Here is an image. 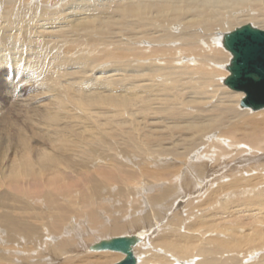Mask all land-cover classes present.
<instances>
[{
	"label": "bare ground",
	"instance_id": "bare-ground-1",
	"mask_svg": "<svg viewBox=\"0 0 264 264\" xmlns=\"http://www.w3.org/2000/svg\"><path fill=\"white\" fill-rule=\"evenodd\" d=\"M248 23L264 29V0H0V79L9 68L7 99L18 108L15 117L13 109L1 113L6 108L0 104V134L12 130L0 135V264H119L126 254L90 247L126 235L139 239L132 247L134 264H229L231 258L250 264V257L251 264H264V254L244 252L264 244V110H242L264 107L242 106L243 91L206 92L214 65L228 63L226 51L232 58L224 35ZM145 42L160 49L145 51ZM101 61L112 65L96 67ZM137 62L164 64L157 76L171 81L148 80L166 90L176 81V92L157 94L149 83L147 95L142 88L134 91L139 84L127 79L133 73L123 66L134 71ZM126 91L142 94L146 104L134 107ZM61 92H74L69 102L78 115ZM176 96L182 98L179 107ZM95 103L108 109L98 113L95 133L79 138L89 128L77 132L73 123L94 114L88 110ZM122 109L146 114H136L133 122L117 113ZM193 111L200 113L192 118ZM8 113L15 122L5 119ZM158 113L171 140L150 128ZM4 121L7 127L1 128ZM136 154L149 161L155 155L152 163L164 171L125 169L127 157ZM102 159L108 166L90 168ZM175 173L176 190L155 186ZM139 176L152 179L151 185L141 184ZM114 181L126 190L113 193L108 184ZM208 191L218 193L209 202L207 219L214 222L206 228L207 221L189 223L186 228L196 233L173 231L151 241L155 252L141 249L158 232L152 220L180 212L155 202H190L202 209V201L194 200ZM104 196L118 205L100 203ZM144 251L151 257L145 259Z\"/></svg>",
	"mask_w": 264,
	"mask_h": 264
},
{
	"label": "rangeland",
	"instance_id": "rangeland-1",
	"mask_svg": "<svg viewBox=\"0 0 264 264\" xmlns=\"http://www.w3.org/2000/svg\"><path fill=\"white\" fill-rule=\"evenodd\" d=\"M240 26V25H239ZM234 30V29H233ZM175 46H179V44L176 42V43H173ZM149 47L147 50H145V51H148V52H150L151 51V49L154 47V49H160L159 47H160V45H155V44H153L152 43V45H148L147 44V42H145L144 44H143V47L145 48V47ZM156 46V47H155ZM164 47V46H163ZM222 46H221V44H220V48H221ZM109 49H111V48H109ZM224 51V50H223ZM226 51V50H225ZM96 53H100V52H98L97 50L96 51H94V55L96 54ZM226 54L228 55V57H229V61H228V63L226 62V63H222V64H216V65H214V70L216 71L213 75H214V77L212 78L213 80V82H209V84H208V90L206 91V92H208V95L210 96V94L212 95V94H214L215 92V94L214 95H216L217 96V94H219V92H223V91H225V92H235L236 93V91H234V90H232V89H230L229 87H227V86H225L224 85V82H223V79L224 78H226L228 75H229V72H228V70L225 68V66L224 65H227V64H229V62H230V58H231V55L229 54V52H227L226 51ZM99 64L97 65H95L96 67H100V68H102V66H106V68L111 64V63H102V61L101 62H98ZM144 63V62H143ZM147 64V65H146ZM112 65V64H111ZM133 65L135 66L134 67V71H132L131 70V68L130 67H128V66H123V68H125V69H127V72H129V70H130V72L129 73H133V75H130V76H128L127 77V79H131L130 81H132V82H134V83H138L139 84V87L137 88V89H135L134 91H139V89H141L142 88V90H140L139 92L140 93H142L143 95H147L148 93H150V91L151 90H153V91H151V92H154V93H157V94H163V95H168V94H170L169 92H176V81H172V82H170L168 85H169V88H167L168 90H166V89H163L162 87H160V86H158L157 85V87L156 86H154L153 85V82L152 81H150V80H148V79H152V77H153V81H155L157 78V82H159V81H169V80H165L164 79V77L163 76H165V75H161V76H157V75H159L160 73H161V71L160 72H158L157 71V68L159 69V67H160V69L161 68H163V67H165V65L164 64H159V65H156V66H159V67H154L155 65H151V64H149L148 65V62H145V65L144 64H139V62H137V63H133ZM9 66V65H8ZM11 66V65H10ZM150 67V68H149ZM8 68V67H7ZM139 68H142L143 69V71L140 73V71L138 70ZM147 68H149L150 70H146ZM174 68H176V66L174 67ZM11 69V68H10ZM74 69H76V70H78L77 68H74ZM81 68H79V72L81 73V71H82V69L80 70ZM129 69V70H128ZM152 69V70H151ZM156 69V70H155ZM8 70H9V68L6 70V72H4L3 74V77L0 79L1 80V83H2V89H1V91H0V104H1V106L3 107L4 106V108H6V110L5 111H1V113L2 112H7V111H9L10 109H13V115H15V117L17 116V114H15V111H14V109H18L17 108V106L15 107V108H11L12 106H14L15 104H12V103H14V102H12L11 100H9V97H8V99H7V91L6 90H9V87L7 86L8 85V83L10 84V82L7 80V76H6V74L8 73ZM69 70H71V69H69ZM136 70V71H135ZM138 70V71H137ZM167 71H168V69H166ZM68 71V70H67ZM151 71H153V72H151ZM69 72H72V71H69ZM127 72H124V74H127ZM158 73V74H157ZM135 74V75H134ZM67 75L69 76V78L71 77V76H73V75H70V74H68L67 73ZM75 75V74H74ZM141 75H143V77L141 76ZM138 76H140V79H142V83L144 84H141V82H139L138 80H140V79H138ZM113 77V76H112ZM132 77V78H131ZM150 77V78H149ZM116 78H118V80H120V82H121V79H120V77H116ZM67 80V79H66ZM65 79H64V81L62 82L64 85H65V81H66ZM143 80H148V81H145V82H143ZM204 80H206V79H204ZM171 81V80H170ZM195 82H198V80L196 79V81ZM147 83H149V84H152L153 86H154V88L153 89H149L148 88V90H147V88H145V86H147ZM214 83V84H213ZM172 85H174L173 87H172ZM160 87V88H159ZM211 87H212V89H211ZM215 87V88H214ZM209 88H210V90H209ZM173 89V90H172ZM175 89V90H174ZM150 90V91H149ZM206 90V89H205ZM67 91V90H66ZM218 91V92H217ZM147 92V93H146ZM62 93V95L60 96L61 98H66V97H68L66 100L68 101V103H67V101H64L66 104H68V105H70L69 107L72 109V111H73V106L70 104V102H69V99L72 97V95H73V93L74 92H65V93H63V92H61ZM68 93V94H67ZM126 94H128V96H129V99L128 100H130L129 101V103H131L132 102V104H133V106L134 107H139V106H141V105H143V103H145V102H143L142 101V97H143V95L141 94V95H138V96H141L140 98L137 96V95H134V92H129V91H126L125 92ZM210 93V94H209ZM4 94V95H3ZM79 93H77V95H78ZM88 94H92V93H88ZM71 97H70V96ZM80 96H78L79 98L80 97H82V96H84L85 95V93H80L79 94ZM94 94H92V96H93ZM132 96V97H131ZM148 96H150V95H148ZM204 96V95H203ZM4 97H6V98H4ZM145 97V96H144ZM143 97V98H144ZM171 97H173V95H169V98H171ZM134 98H135V101H134ZM136 98H137V100H136ZM4 99V100H3ZM2 100V101H1ZM141 101L142 103H140L139 101ZM145 100H147V99H145ZM4 101V102H3ZM43 101V100H42ZM176 101H177V103H178V107L179 106H181L182 105V98L181 97H179V96H176ZM217 101H218V99H217ZM45 102V101H44ZM134 102V103H133ZM213 102H214V100H213ZM213 102L212 101H209V103H208V106H210V105H212L213 104ZM12 104V105H10V104ZM204 103V102H203ZM146 104V103H145ZM9 105V106H8ZM105 105V106H104ZM164 105H166V104H164ZM72 106V107H71ZM128 106V105H127ZM133 106H128L127 108H131V107H133ZM150 106V105H149ZM91 108H89V110H88V112L90 111V112H94V114H92V115H90V116H88V115H84L85 117H83V115H82V118H79L80 120L79 121H77L78 120V118H73V120H75V121H77V122H75V123H73V124H78L77 125V129H78V131L77 132H81V131H83L84 129H88L87 131H86V133L85 132H83V133H80V135L78 136L79 138H84L85 136H87V135H89V137H90V135H92V134H94L95 133V128L98 126V125H100V123H98L100 120H101V116L100 115H102V114H98V113H100L101 111H103V110H107L108 109V106L106 105V104H98L97 105V103H95V105L93 104L92 106H90ZM136 107V108H137ZM69 108V109H70ZM96 108V109H95ZM239 108L240 109H242L241 107H240V103H239ZM98 109V110H97ZM75 110V109H74ZM189 109H186L185 111H188ZM242 110H248V112H250V113H252V114H256V113H258V112H261V111H263L264 109H262V110H259V111H252V110H250L249 108L248 109H242ZM72 111H70V113H72ZM96 111H97V114H95L96 113ZM117 113H121V114H123V116L124 117H126V118H128V119H132L131 117H134V119H133V122L135 121V119H136V117L138 118V117H140L141 115H144V114H146V110H143V113L142 114H139V112H136L135 111V113H133V110H129V111H127V109H122V110H118L117 111ZM192 113V118H194L195 116H197L196 114H194V113H200V112H197V111H193V112H191ZM77 114V111L75 110V111H73V115H76ZM79 114H81V112H79ZM131 114V115H130ZM136 114H137V116H136ZM66 115V114H65ZM78 115V114H77ZM98 115V116H97ZM86 116H87V118H86ZM136 116V117H135ZM142 117V116H141ZM162 117H164L161 113H158L157 114V117H152L150 120L152 121V120H154V121H152V125H151V127L150 128H154V130H157V129H160V130H163V131H161V133H164L166 136H164V138L166 139V138H168L169 137V135L167 136V132H168V130L169 129H167V127H162V124L163 123H158L159 121H162ZM161 120H160V119ZM5 119H7V121L8 122H10V123H13V122H15V120H14V118L12 117V115L11 114H7L6 116H5ZM87 119V120H86ZM115 119H117V118H115ZM84 120V121H83ZM92 120H93V122H92ZM21 121V120H20ZM86 121V122H85ZM115 121H119L118 119L117 120H115ZM156 123H158V124H156ZM82 124V125H81ZM83 124H85V125H83ZM96 124V125H95ZM98 124V125H97ZM148 124V123H147ZM151 124V123H150ZM4 127H3V126ZM2 125H1V128H6L7 127V124L5 123V121L4 122H2ZM112 125H115V123L114 124H112ZM86 127L87 126V128H84V127ZM157 126V127H156ZM91 127V128H90ZM149 130V127H146L145 129H144V131H143V129H142V131L143 132H145V131H148ZM9 131L10 132H12V130H5V131H3L0 135H5L6 133H9ZM110 131V130H109ZM136 131H140L139 129H136ZM93 132V133H92ZM136 134H138V133H136ZM139 135V134H138ZM145 137H147V138H152L153 137V134L152 133H148V134H146L145 135ZM168 139H170V138H168ZM171 140V139H170ZM169 140V141H170ZM11 141L13 142V139L11 138ZM9 145H10V147H12V143L11 142H9ZM134 151H136V152H138L137 150H134ZM145 155H148V154H145ZM144 156V154H136V155H134V156H128L127 158L128 159H126L128 162H130V165L129 166H127V168H125V169H129V170H132L133 172H137V173H139V174H141V169H142V167L145 165V166H147L148 168H149V170L150 171H153V172H158V171H164V170H162L161 168H159L157 165H155L154 163H152V162H155V160H151L152 159V157L153 156H155V155H149L150 157H148L149 159H150V161L149 160H143L142 159V157ZM164 158H165V160H167V161H169V162H174V163H176V158H173V157H171V156H164ZM158 161H160V160H158ZM157 161V162H158ZM164 162V161H163ZM156 163V162H155ZM160 163V162H159ZM106 166H108V164L107 163H104V159H102V160H97V161H95L94 162V164L93 165H90V168L91 169H94L95 171H97V170H102L100 167H102V168H104V167H106ZM174 169L176 170V166L174 167ZM140 177V176H139ZM171 179H169V178H167V179H163V180H161V182H159V183H155V186L157 187V186H167V185H170V186H172V188H175V190H176V187H175V184H176V182H175V179H176V173L175 174H172L171 176ZM140 179H141V184H148V185H151V183H150V181H153L152 179H150V180H147V179H145L144 177H140ZM139 184H129L128 186H130V187H135V186H138ZM108 186H111L112 187V189H113V193H116L117 192V189H121L122 187L124 188V185L123 184H121V183H119V182H117V181H114V182H112V183H110V184H108ZM125 189V188H124ZM126 190V189H125ZM211 192L212 191H208V192H206L205 193V198H203V199H201V200H199V199H196V200H194V201H202V205H203V208L202 209H200V208H198L197 207V205H195V206H193L192 204H190V202H186V203H183L182 205H181V207H176V202L175 203H171V202H169V203H167V204H164V201H160V202H155L154 204H157V205H165V206H167V207H169V208H178L179 210H180V212H175L174 211V213H177V215H175V217H172L171 219H169V220H166V218L165 217H160V218H157V221L155 222L154 220H152L151 222H152V226L153 227H156V228H153V229H156L158 232H156L154 235H152L148 240H146V244L144 243L143 245H142V247H141V249L142 248H146V250L145 251H147V252H155L156 250H153V251H150V249H152L153 247H151V244H152V240L153 239H155V238H162V237H164L165 235H167L168 233H172L173 231H182V232H188V233H196V231H195V229H187L186 228V225H188L189 223H194L195 221H199V220H202V221H207V223L205 224V226H202L201 228H206V227H208V225L211 223V222H214V221H211V220H208L207 219V217H210L209 215H210V212L211 211H209V208L211 207V204L209 203L210 202V198L211 197H215V196H217L218 195V193H215L214 195H212L211 196ZM75 194L76 195H78V192H77V190L75 191ZM112 198V197H111ZM167 198V197H166ZM165 198V199H166ZM206 198H208V199H206ZM164 199V200H165ZM94 201H96V200H94ZM109 202H112L111 201V199H110V197H107V196H104L103 197V200L102 201H100V203H102V204H104V205H108L109 204ZM113 204H115V205H118V203L117 202H112ZM199 202H196V204H198ZM201 205V206H202ZM110 209H113V206H111L110 207ZM119 214V212H118V209H115V211H114V215H118ZM73 215L74 216H76V213H73ZM169 216H170V214H169ZM108 217H112V214H109L108 215ZM141 219H142V217H140ZM211 218V217H210ZM213 218H216V217H213ZM85 220H86V218H84ZM150 222V223H151ZM127 223V222H126ZM143 223H144V221H143ZM149 224V223H148ZM109 226L111 225V224H108ZM108 225H106V226H108ZM140 229H143V230H145L144 229V224H142V222L140 223V227H139ZM128 232V231H127ZM110 236H114V234H112V235H110ZM163 240V239H162ZM161 241V240H160ZM146 245V246H145ZM157 248V247H156ZM140 249V252H142L143 250H141ZM145 251L143 252L144 253V257H145V259H147V258H150L151 257V254H145ZM138 252H139V249H138ZM244 252H250L251 254H258V256H261V254H264V244L262 243V244H258V245H255V246H253V247H250V248H248L246 251H244ZM233 253H235V254H241V253H237V252H233ZM243 253V252H242ZM22 255H24V254H22ZM192 258H189V260H191ZM235 259L236 258H231V261L229 262V264H235ZM248 261L250 262V261H252L253 262V259H251V257L249 258V260H247L246 259V262L245 263H248ZM251 262V263H252ZM250 263V264H251ZM58 264H60V263H58Z\"/></svg>",
	"mask_w": 264,
	"mask_h": 264
},
{
	"label": "water",
	"instance_id": "water-1",
	"mask_svg": "<svg viewBox=\"0 0 264 264\" xmlns=\"http://www.w3.org/2000/svg\"><path fill=\"white\" fill-rule=\"evenodd\" d=\"M224 48L232 58L227 69L230 75L224 83L232 90L243 91L241 100L244 107L258 110L264 107V29L248 23L224 35ZM139 239L136 235H126L102 239L93 244L91 250H110L126 254L119 264H134L132 247Z\"/></svg>",
	"mask_w": 264,
	"mask_h": 264
}]
</instances>
